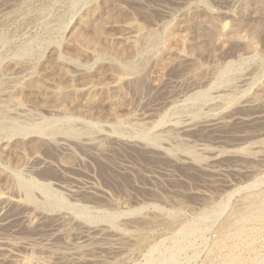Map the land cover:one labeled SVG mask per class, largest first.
I'll list each match as a JSON object with an SVG mask.
<instances>
[{
    "label": "rangeland",
    "instance_id": "obj_1",
    "mask_svg": "<svg viewBox=\"0 0 264 264\" xmlns=\"http://www.w3.org/2000/svg\"><path fill=\"white\" fill-rule=\"evenodd\" d=\"M103 1L97 0L96 2L98 3V2H103ZM105 1H104V3L106 4V6L107 5H109V6H107V7L104 6L105 8H102L101 10H99V12H97L96 18L100 15H103L100 12H103L105 9H107L109 12L107 13V11H104L103 13H105L106 15L104 14L103 17L100 16V18L98 17L97 19L100 20L101 18H103V19L105 18L103 21L109 22V24H111V26L113 24L114 25L120 24L118 26L113 25L112 27L107 26L108 28L104 29L105 32L109 33V37H111L114 34L119 35L121 33H124V29H122L123 28L122 25L125 24V22L126 23L131 22L133 24L135 23L141 27L143 25L144 28L146 27V29L152 28L153 30H158V31H161L163 26L164 27L167 26L165 24H168V26H170L169 24H173V23L174 24L172 26L181 25V26L176 27V30H179L185 24V19H187L186 23L192 19L193 20L196 19L200 23H202V20H204L203 23L206 21L205 24H208V25L210 24L209 25L210 27L212 25H215V24L217 25V23L220 24L222 22L221 24L225 25L227 28H230L233 30H235V29L241 30V31L245 30L243 32L247 31L246 33H249V32L252 33L256 26L259 27L257 29L259 31L256 30L255 31L256 33L255 32L253 33L254 34L253 35L254 40L252 41L253 47H255V49H256V55H255L256 58H253L252 60H249V61L248 60L240 61L238 56H240L242 52L240 50H238L236 47H234L231 44V42H229L226 38L222 37V40H221V37L216 36L217 37V39H216L215 35L214 34L212 35V32H210L209 30L205 31L206 30L205 29L204 31H202L201 32L202 36L199 34V36L204 40H202L198 36V34H196V33L188 34L190 38L187 36L188 37V39L186 41L187 44L188 45H193V44L199 45L201 47L202 52L199 55H197V60L198 59L200 60V61L198 60L199 65L192 70L178 71V70H174V69H172V70L166 69L162 75V79L166 84L161 88L162 90L160 89L155 93H152L149 90V87L144 88L143 91L139 95H136L131 89L123 88V90H121L122 100H120V103L118 106L116 104L113 105L115 107V109L117 110L116 111L117 114L122 115L121 117L126 116V115L131 113V115H133L134 119L136 121L138 120L137 122H141L142 120H145V122H147V121L148 122H151V121L154 122V120L157 121L158 118H161L163 116H165V119H166V121H168V123H170V121L172 120L171 117L173 118L172 121H176L177 118H178L177 121H184L185 116L180 115L181 116V118H180V116L177 115L179 113L176 114L175 113L176 110L174 108H172V106H174V105L177 106L180 103L181 99L178 97V94H179L178 92L181 90H185V87H187V85H189L188 83L190 82V80H192L195 83L202 82V83H200L201 86L206 85V81H208L210 78V71L209 70H211V68H214L217 70H222V69L226 68V66H228V64L235 65L234 67L241 66L242 69L246 72L253 71L254 69H260V68L264 69V42H263L264 41V28H263L264 27V25H263L264 24V14H263L264 8L260 9L259 7H256V5L255 6L253 5V7H252V5L250 4V6L252 8L251 11H249V12L245 11L243 9H244V5L248 2L247 0H245V1H243V0H217V1L216 0H148L145 2L146 4L144 3L142 5L133 3L132 1H129V0L128 1L127 0H112V1L111 0H105ZM111 2H113V3H111ZM199 2H200V4H199ZM83 3L85 4V6H87V4L89 3V0H55V1L54 0H0V71L2 73H4L7 70H10L14 66L15 62L18 60V58L20 56V58L23 59L20 61L25 63V66L27 67V68L25 67L26 71L22 72L23 74H21V73L19 74L20 77L24 78L26 75L31 73V76H33L39 80H43V81L46 80L45 82L50 83L51 80H53L54 78L51 75H50L51 77L50 76L47 77L46 75H49V74H45V70L42 69V67L45 68V66L47 65L46 63H48L50 61L49 59L53 53V52L51 53L50 50L53 48L51 50V51H53L54 46L55 47L59 46V45H61V43H62V45L59 47L60 52L63 54H66V55H68V54L71 55V54L76 53L77 50H79L81 47L84 48L85 47L84 44H81L79 42L75 43V41L70 40V37H68V36L71 34V31L72 32H74V31L79 32L81 30L80 33H82V32L85 33V34L82 33L83 37L84 36H85V38L88 37V39H90L92 37L91 36L92 35V33H91L92 29L91 28L81 29L78 25H76V22H75L76 19L79 18L84 13V10L86 7L83 6L84 5ZM71 5L74 7H72ZM197 5H199V6L201 5L204 8L206 7L205 10H207V13L199 12L197 9L198 8ZM41 6H42V9H41ZM124 7L126 8V10ZM64 8H66V9H64ZM110 8H112V9H110ZM257 9H260V10H257ZM41 10H43V11H41ZM111 10H113V11H111ZM137 12H139V13H137ZM109 13L112 14L113 19L111 16H109L110 15ZM123 13H124V16H123ZM186 14H188L189 16H187ZM107 15H108V18L110 17L109 21H107V17H105ZM257 16H261V17L259 18ZM61 17H63V18H61ZM67 17H69V19ZM117 17H118V19H117ZM131 18H133V19H131ZM251 18L256 23L253 22L251 20ZM180 19H184V22H183V20H180ZM261 20H263V21H261ZM62 21H63V25H64L63 28L64 29L62 31L59 28L62 31L61 32L57 27V22L61 23ZM135 21H137L138 23ZM175 21H176V23H175ZM177 21H178V24H177ZM179 21L181 22V24ZM70 22H72V23H70ZM261 23H262V25H261ZM67 25L70 28H67L68 27ZM250 25L251 26L253 25V27H252L253 29L251 28ZM65 26H67V27H65ZM247 27H249V28H247ZM260 27H262V28L260 29ZM65 28H66V31H65ZM107 33L105 34V37L106 36L108 37ZM206 34H207V36H206ZM86 35H89V36H86ZM208 36H210V37L208 38ZM204 37H207V38H204ZM199 39H200V41H199ZM4 40H5V42H4ZM65 40H67V41L65 42ZM214 40L216 43L214 42ZM63 42L65 43V45L63 44ZM68 42H71L72 45H70V43H68ZM201 42H205V43L201 44ZM76 44H78V45H76ZM79 45H80V48L78 47ZM224 45H225L226 49L223 47ZM104 46L109 48L105 42H103V43L101 42V44L99 45V47H101V48H104ZM70 47H71V49H70ZM212 47H214V49ZM19 50L20 51L22 50V51L20 52ZM25 51L27 52V55L29 53V55H28L29 57L26 56L27 59L25 58V55H22L23 54L22 52H25ZM219 51L221 53H219ZM36 53H38V54H36ZM22 56H24V57H22ZM41 56H42V58H41ZM44 56L48 62L46 61ZM207 56H208V58H207ZM241 56H243V55H241ZM14 57H15V59H14ZM16 57H18V58H16ZM227 59H228V61H227ZM45 61H46V63H45ZM203 62H205V63H203ZM210 63H212V64H210ZM34 65H36V66H34ZM43 65H45V66H43ZM105 65L106 64L104 62H102L100 64H96V65L91 67L92 69L90 71V74L92 72L93 76L91 74V77L93 80L95 78L96 81H99V82L103 81L102 83H105V84H107L109 82L108 78H109L110 73H112V71L107 65L106 66ZM217 65H218V67H217ZM214 66H216V67H214ZM170 71L171 72L173 71L174 73L171 74ZM2 73H0V74H2ZM199 73H201V74H199ZM99 74H101L100 75L101 77L99 76ZM262 76H263V78H261V81H263V83H264V75H261V77ZM149 77H151V76H149ZM184 77H185V81L190 77L186 83L183 80ZM81 83H82L81 81L74 82V84L77 86H79ZM7 86L8 85H5V87H7ZM202 88H205V86H203ZM130 95H132V96H130ZM137 96H139V97H137ZM31 98L32 97H30L28 94L21 96V100L23 99L22 101L25 103V106L27 107L28 110L31 108L34 112H37L38 115H41V116L43 115L44 117L46 116L45 118L53 117L54 119H58V120L64 119V116H62V115L58 116L57 114H54V113H52L53 115L47 113L48 110L51 109V107L52 108L55 107L53 104L49 103V101H46L44 103L45 105L43 104V107L40 105L39 106L35 105V107H32V104H30V102L32 100ZM177 101H179V102H177ZM75 104H66L65 105L66 109L69 105H72V106H69L67 109V112H69V114L74 113L77 110V104L76 105ZM73 105H75L76 107ZM113 106H112V108L111 107L110 108L113 109L114 108ZM173 109H174V111H173ZM109 110L110 109L107 105L101 106L100 104H96L91 109V115H89V116L88 115L87 116L86 115L85 116L84 115L78 116V118H80V119L82 118L81 120L84 119L83 121H85L89 118L85 122L89 121L88 123L94 124L95 126H93V127L89 126L88 127V126H83V125H76L75 127L78 129H82L83 131L88 130L89 133L93 136H95L97 134L105 135L106 133H108L111 130L112 127H114L112 129L114 132L110 131L109 135H112V136L116 135L117 137H119L118 139L125 141V142H129L128 139L132 140L133 133L128 132V131H132L130 127H134V126H125V127L124 126L123 127L122 126H118V127L106 126L107 125L106 123H108V116H107L108 114L107 113L110 112ZM166 110H167V112H166ZM45 111H46V113H45ZM128 111H130V113H128ZM171 111H173V113H174L173 115H172V113L169 114V112H171ZM105 113H106V115H105ZM167 113H168V115H167ZM241 113L243 114V116L245 113V116H246V114L249 112H244V113L241 112ZM241 113L236 112L237 118L243 117ZM146 114L148 115V117ZM238 114H239V116H238ZM170 115H171V117H170ZM56 116L58 118H56ZM145 117L148 119H143ZM183 117H184V120H183ZM235 117H236V115H235ZM96 122H97V124H96ZM239 123L240 122H236V125H235V122H232L231 126H225V127H221L219 129H216V130H211L212 132L210 130L209 131L208 130L202 131L203 133H201V131H197L196 135H192L188 138L189 141L187 139L188 147H190V145H191L190 148L194 147L195 149L194 148L193 149L196 152H198V154H200V155L204 154V156H203L204 158H208L207 156H210L209 161L208 160L203 161L204 164H202V161L199 162V164L198 163L195 164V162L192 161L194 164V165H192L191 160H189L188 158H185V157H184L185 158L184 159L182 157V159H183L182 164L172 165L169 163L168 160H166L164 158L157 157V156L152 155V154H149L148 152L143 151L139 147L138 148L137 147L116 148L115 146H113L111 144L112 141L106 140V139L103 140V138H100V143L102 144L104 149L107 150L106 158L104 157V160L93 158V156H90V154H88L87 152H84V151L79 150V149H75V151L73 150L75 152L74 154H73V151L71 152V154L70 153L69 154H62L60 152H58V153L55 151L52 152L50 150H47L46 148H42V150H39V157H40V159H42L41 160L42 162H45L46 165H48V166L50 165V166L44 167V168L40 169L38 172H34L30 168V170H27V172H25L23 174H24L25 178L31 177V178L37 179L38 181L49 183L51 185V189L53 190V192L56 194L59 193V195H61L62 197L65 196L66 198L65 197H63V198L67 202L72 203V204H80V205H83L85 207H88L87 208L88 214L92 215L93 217H101L104 215H109V213H112L111 215L116 216V218L120 217L119 219L117 218V220H118V223L120 224V226L122 225L121 229L125 228L126 230L125 229L124 230L126 232L129 231L128 233H132V234L135 233V235H133V241H132L133 243L132 242L129 243V245H130V247L128 246L129 249H127L128 247L126 245V247H124V250L121 251L122 253L124 251V253H123L124 255L122 253H120L115 257L113 255H109V254L102 253V252L98 253L97 251H95L92 248L93 243H89L87 245V251L83 252V254H82V258L85 260V262L82 264H118V263L121 264L122 262H125L124 264H143L146 261L145 259L150 255L149 250L151 248H157V249H159V251L161 250L160 253L159 252L156 253V256H158L160 254V259L161 260L163 259L162 261H158L160 264H166V262H167L166 258L171 253L177 254L176 255L177 256V258H176L177 264H199L200 262H201L200 264H214L216 259L219 256H221L222 254H224L226 251V249L220 248L218 246L216 247L215 244H213V243L219 242L218 241V235H216L217 234L216 227L218 225V222L217 223L210 222L211 223L210 224L209 221L207 223L202 218L198 219L199 216L202 217L203 215H206V214L211 215V213H213V211L215 210V208L218 205L221 206V204L223 205L224 203H226V204L228 203V206H227L228 208H226L227 210L224 211V214L221 216L222 218L220 217V219L218 220V221H221L223 219V217H225L229 214V213H227L228 209L231 210L232 206L236 205V203L238 204V202L241 199L244 191L247 189V187L249 185L253 184V182L255 183L257 181L255 184H261L262 183L261 184L262 188H260V190L264 189V182H262V181H264V156H263L264 155V142H263L264 141V122H260V123L254 122L252 124L250 123V125L248 124L247 126L243 123L242 124L241 123L239 124ZM148 127L149 126H146V128H148ZM121 130H122V132H121ZM211 133H213V134H211ZM0 138H1L0 139L1 142L4 141V140H2L3 139L2 136H0ZM256 141H257V143H258V141H260V143L262 142L263 145H261L262 143L261 144L259 143L260 145L257 144ZM258 145L261 147H258ZM209 147H210L212 152H210ZM111 148H113V149H111ZM212 148H213V150H212ZM203 149L206 150V151H204L205 153L203 152ZM235 149H238V150H235ZM242 149H249L253 154L255 153L254 154L255 157H254V155H251V157L253 156L254 158L253 157H252V159H251V157H250V159L245 158L246 159L245 160L243 157H239L240 155L239 156L233 155V154H235L234 152H236V151L239 152ZM54 152H55V154H53ZM202 152H203V154H202ZM207 152H209V153H207ZM259 152H261L262 154ZM206 153H207V155H206ZM19 154L17 155L18 157L15 155V159L13 158V160L10 159L12 157L9 154H7V160L5 159L6 156L0 155V178H2V180L0 182L1 183L0 194H2V193L5 194V193H8V191H9V188H7L8 185L6 183H2V182H5L7 179H9V178L5 179V177H7V175L9 177L11 174L6 169H4L6 162L12 161V163H13L12 165H14L16 163V160L18 159L17 165H19L21 162L23 164V162H25L29 157V152L22 151ZM56 154H57V156H56ZM54 155L56 157H54ZM70 156H72V157H70ZM261 156H263V157H261ZM211 157H212V160H211ZM60 158L62 160H60ZM55 159H58V160H55ZM217 159L220 161L217 162ZM74 160H76V161H74ZM184 161L186 164H184ZM110 162H113V163H110ZM205 162H207V164ZM255 162H257V163H255ZM213 163H214V166H213ZM231 163H232V165H231ZM259 163L262 165H260ZM59 164H61V166ZM200 164H202V165H200ZM62 165L64 168L62 167ZM103 165H105L106 167L105 166L103 167ZM198 165L200 168L202 166L203 167L201 169L199 168V170H198V168L196 167ZM257 165H258V167H257ZM15 166H16V164H15ZM33 166H35V165L33 163H31L30 167H33ZM59 167H61V168H59ZM167 167H168V169H167ZM104 168H105V170H104ZM83 172H84V174H83ZM97 174L98 175L100 174V176H98ZM189 175H190V177H189ZM196 183H197V185H196ZM2 185H5V186H2ZM240 186H243V187H240ZM108 187H109V189H108ZM225 187H226V189H225ZM69 191L75 192L76 194L79 192L81 195H79V193H78L77 197H74V199H73V197L70 198L71 192H69ZM235 191H237V192L235 193ZM65 192H67V193H65ZM196 192H197V195L195 194ZM226 193H228L229 195L232 194V197L229 200V202L227 201L228 194H226ZM194 194H195V196H194ZM224 194H226V195H224ZM12 195H14L15 198L17 197V195L15 193ZM84 195H85V197H84ZM91 196L93 197L92 198L93 200L92 199H90V200L86 199V198H90ZM125 197H127V198H125ZM172 197L176 198V199H173ZM97 199H98V201H97ZM229 203H230V205H229ZM155 205L157 206L158 209L156 207H154ZM142 206H144V207H142ZM134 207H136V208H134ZM133 209H136L137 211L134 210V212H133ZM144 209H145V213L143 212ZM102 210H103V212L101 213ZM130 210H132L131 212L133 214H131V212H129ZM154 210H156L158 213H156V211H154ZM202 210H204L206 213ZM105 211H107V212L105 213ZM123 212H124V214H122ZM229 212H231V211H229ZM126 213H128V214L126 215ZM95 214H97V215H95ZM129 214L135 215V216H129ZM152 214L155 216L157 215V217L159 216L158 217V219H159L158 223H156L152 226L149 225L150 227H148V225H145L146 227L137 225V223H139V221L142 217H145L146 215H152ZM142 215H144V216H142ZM136 216H140L139 219ZM136 218L138 219V221H135V220H137ZM132 219H133V222L135 221L134 224H132L133 228L129 227V222H132ZM170 219H171V221H170ZM196 219H198L197 222H196ZM201 219L204 221L202 222ZM200 220H201L202 224L200 223ZM187 223L188 224H194V226L197 227V229H199V230H197V233L194 236H190L187 238L185 237L186 239L183 237L184 238L183 239L180 236L178 237L177 235H174V233L176 234V228H177L176 226L179 227V224L180 225L181 224L186 225ZM20 224H21L20 222H16V223L9 225L11 227H9V226L4 227L5 229L0 228V240L1 239L4 241L5 240H9V241L15 240V241H22V242H26V243H28V242L32 243L33 242L32 246L34 247V252H33L35 254L34 256L36 258H38L40 261H45V263H47V264L48 263L49 264H73V262L75 264L77 263L76 260L73 259V256H69L70 252L73 253L74 244L76 245V243L78 241L77 237H75L74 230H71V233H68V236L65 235V237H63V240H62V238H59V237H55V238L51 237L52 233H54V229H53V227L50 226L49 222L43 223L37 231H35V232L32 231L31 233L29 230H27L25 228V226H23L22 224L20 225ZM195 224H197V225H195ZM135 227H137V228H135ZM245 229L247 230L248 235L246 238H248V239L244 238V241H241V240H237V239L233 238V239H230L231 241H228L227 244L230 245V244H235V243L237 244L238 243L237 245L239 247L237 246L235 252H236V254L243 257L244 263H241V264H248V263L250 264L251 261H254V260L256 261V259H261V258H259L261 256H262V258L264 257V219L260 220V221L253 220V221H250L249 223H246ZM248 230H250L252 234H249L250 231H248ZM198 232H199V234H198ZM214 233H216V234H214ZM213 236H215V237H213ZM153 238H154V240H153ZM17 239H19V240H17ZM160 241H161V243H160ZM179 241L182 242L183 244H185L186 246H184L182 243H179ZM2 242L3 241L0 242V247L2 246V248H3ZM78 242H80V240ZM245 242H247V243H245ZM177 243H178V245H177ZM242 243H243V245H242ZM34 244L37 246V248ZM160 244H162L161 247H160ZM167 244L169 247L167 246ZM246 244H249V245H246ZM155 245H157V246H155ZM48 246H49V248H52V249L49 250ZM179 246H182V249H181V251L179 250V252H177L178 251L177 249ZM54 247H56V248H54ZM88 248H90V249H88ZM41 249H42V251H39ZM53 249H55V251ZM221 250H223V251H221ZM56 251L59 253L63 252L65 254H67V256H61V255L56 256L57 254L51 256L52 253H54ZM125 251L127 253H125ZM162 252L163 253L166 252V253L163 254ZM167 252H169V254ZM208 252H209V254H208ZM211 252H213L214 256L212 255ZM44 253H46V254H44ZM90 253H92V254H90ZM162 255L164 256L163 258H161ZM45 256H48V257H45ZM124 256H125V258H122ZM128 256H130V257H128ZM153 256H155V254ZM210 256H213V257L211 258ZM87 257H89V258H87ZM207 257H209V258H207ZM126 258H128L129 260H127ZM203 258H204V260H203ZM205 258H206V260H205ZM60 259L62 261L64 260V262H62ZM58 260H60V261H58ZM66 260H68V261H66ZM71 260H72V262H71ZM189 260H190V262H189ZM79 264H81V263H79Z\"/></svg>",
    "mask_w": 264,
    "mask_h": 264
},
{
    "label": "bare ground",
    "instance_id": "obj_2",
    "mask_svg": "<svg viewBox=\"0 0 264 264\" xmlns=\"http://www.w3.org/2000/svg\"><path fill=\"white\" fill-rule=\"evenodd\" d=\"M96 1L95 0H89V3L87 4V6H85V4L83 3L84 4L83 6L86 7L84 10V13L79 18H77L75 21L76 25H78L81 29L91 28L92 29V32H91L92 37L90 39H88V37H86L87 38L86 39L85 36L83 37V35H82V33H84V32L80 33L81 30L80 31L78 30L79 32H77V31L72 32L71 30L74 27L70 30L71 34L69 33L70 35L68 36V37H70V40L75 41V43L79 42L81 44H84L85 47L80 48V45H79L78 47L80 49L77 50L76 53L71 54V55L70 54L66 55V54H63L60 52L59 47L62 45V43H61V45H59V46H56V47L54 46L53 51H51L53 48L50 50V52L51 53L53 52V53H52V56L50 57V59L48 58L50 60L49 62L47 61V59L44 56V58L46 59V61L48 63H46V61H45V63L47 65L46 66L43 65V66H45V68L42 67V69L45 70V74H49V75H46L47 77L51 75L54 78V79L52 78L53 80H51L49 78L51 80L50 83L45 82L46 80L45 81L39 80V79L31 76V73L26 75L24 78L20 77L19 74L20 73L23 74L22 72L26 71L25 63L20 61V60H23L22 58H20V56H19L20 59L18 57H16V58H18L19 61L17 60L14 64V66L10 70H7L4 73H2L0 71V73H2V74H0V136H2V138H3L2 140H4L2 142L0 141L1 142L0 143V155L6 156L5 159L7 160V154H9L12 157L10 159L13 160V158L15 159V155L17 156L20 152H22V151L29 152V157L25 162H23V164L21 162L19 165H17L18 159L16 160V163H15L16 166H15V164L12 165L13 164L12 161L11 162L7 161L5 164L4 169H6L11 174L9 177L6 174L7 177H5V179L6 178H9V179H7L5 182H2V183H6L8 185V186L7 185L6 186H7V188H9V191H8V193L0 194V228L7 227V226H9L13 223H16V222H20L31 233L32 231H34V232L37 231L43 223L49 222L50 226L53 227V229H54V233H52L51 237L52 238L59 237V238H62V240H63V237H65V235L68 236V233H71V230H74L75 237H77L78 241L80 240V242L77 241L76 245L74 244V251H73V253H71L69 251L70 252L69 256H73V259H75L78 264L79 263L82 264L85 262V260L82 258V254H83V252L87 251V245L89 243H93L92 248L95 251H97L98 253L102 252V253H106L109 255H113L115 257L118 254L122 253L121 251L124 250V247H126V245H127V247L128 246L130 247L129 243L133 241V235H135V233L134 234L128 233L129 232L128 230H127L128 232H126L125 231L126 229L124 228L125 226L123 227L125 230L121 229L122 225L120 226V224L118 223V220H117V218L119 219L120 217L116 218V216L111 215L112 213H109V215H104L101 217H93L92 215L88 214V210H87L88 207H85V206L80 205V204H72V203L67 202L63 198L65 196L62 197L61 195H59V193L56 194L53 192V190L51 189V185L49 183L41 182V181H38L37 179L31 178V177L25 178L23 173L27 172V170H30V168L32 171L38 172L40 169L48 166V165H46L45 162L41 161L42 159H40V157H39V150H42V148H46L47 150H50L52 152L55 151L57 153L60 152L62 154H69V153L71 154V152L73 150L75 151V149H79V150H82L84 152H87L88 154H90V156H93V158L104 160V157L106 158L107 150H105L104 147L102 146V144L100 143V138H103V140L106 139V140L112 141L111 144L113 146H115L116 148H124V147L125 148L126 147H129V148L130 147H137L138 148L139 147L140 149L148 152L149 154H152V155H155L157 157L164 158V159L168 160L169 163L172 165L182 164L183 163L182 157L188 158L189 160H191V162L192 161L195 162V164L196 163L199 164V162H201V161H202V164H204L203 161L204 160L209 161V157H210V156H207L208 158L203 157L204 156L203 152L206 150L203 149V152H202L203 155H200V154H198V152H196L194 150L195 149L194 147H193L194 148L193 149V148H190L191 145H190V147H188V145H187V142L189 141L188 138L192 135H196L197 131H201V133H203L202 131L216 130V129H219L221 127L231 126L232 122H235V125H236V122H240L241 124L243 123L246 126L248 124L250 125V123L252 124L254 122H258V123L264 122V83H263V81H261V78H263V76L261 77V75H264V73H263L264 69L260 68L261 70L260 69H254L253 71L246 72L242 69L241 66L234 67L235 65H230V64H228V66H226V68H224L222 70H217V69L210 67L211 68V70H209L210 71V78L208 81H206V85H203V86H205V88H202L203 86H201V84H200L202 82H198L199 83L198 84V83H195L192 80H190V82L188 83L189 85H187V87H185V90H181L178 92L179 93L178 97L181 99V101L177 106H175V105L172 106V108H174L176 110V112H175L176 114L179 113L177 115H179V116L184 115L185 116V120L183 117L184 121H177L178 118L176 119V121H172L173 118L170 115V117L172 119L171 120L172 122L170 121V123H168V121H166L165 116L158 118L157 121L154 120V122H152V121L151 122H148V121L145 122V120H142L141 122H137L138 120L136 121L134 119V117H133V115H131L130 111H128V113H130V114L121 117L122 115L117 114V112H116L117 110L115 109V107L113 105L116 104L118 106L120 103V100H122L121 90H123V88L131 89L136 95H139L143 91L144 88L149 87V90L152 93H155L158 90H160L166 84L162 79L163 72L166 69L167 70L168 69H171V70L174 69V70H178V71L192 70L199 65L200 60L199 59H198L199 61L197 60V55H199L202 52L201 47L199 45H194V44L188 45L186 42L188 37H189L188 34L196 33L199 36V34L201 35V32L204 31L205 29H206L205 31L209 30L210 32H212V35L213 34L215 35V37L216 36L221 37V40H222V37L226 38L229 42H231V44L234 47H236L238 50H240L242 52L241 55H243V56H241V55L238 56L240 61H246V60L249 61V60H252L253 58H256V56H255L256 55V49H255V47H253L252 41L254 40L253 39V37H254L253 33L259 27L256 26L252 33H250V32L246 33L247 31L243 32L245 30L241 31V30H236L235 28H234L235 30L227 28L225 25L221 24L222 22L220 24L217 23V25L214 23L215 25H212L210 27L209 26L210 24L209 25L205 24L206 21L203 23L204 20H202V23H200L196 19L195 20L192 19L186 23L187 19H185V24L179 30H176V27L181 26V25L172 26L174 24L173 23V24H169L170 26H168V24H165L167 26H165V27L163 26V28L160 26L162 29L160 28L161 31H158V30H153L152 28L146 29V27L144 28L143 25L141 27L135 23L134 24L131 22L126 23L124 21L125 24L122 25L123 28L121 27L122 29H124V33H121L119 35H115V34L112 35L111 34L112 36L109 37V33L105 32L104 29L108 28L107 26H111V24H109V22L103 21L105 18L104 19L101 18L102 20L97 19L98 17L100 18V16L103 17V15L105 14V13H103L104 11H107V13L109 11L107 9H105L103 12H100L103 15H100L96 18L97 12H99V10H101L102 8H105L104 6H106V4L104 3L105 0L104 1L102 0L103 2H98V3ZM129 1H132L133 3L139 4V5H142L148 0H129ZM243 1H245V0H243ZM247 1L248 2L244 5V9H243L245 11H248V12L251 11L252 8H251L250 4L252 5V7H253V5L254 6L256 5V7H259L260 9L264 8V0H247ZM111 3H113V2H111ZM199 4H200V2H199ZM201 5L200 6L197 5L198 8L197 7L196 8L198 9V11L202 12V13H207V10H205L206 7L204 8ZM107 6H109V5H107ZM72 7H74V6H72ZM66 8H64V9H66ZM41 9H42V6H41ZM110 9H112V8H110ZM260 9H257V10H260ZM125 10H126V8H125ZM41 11H43V10H41ZM111 11H113V10H111ZM137 13H139V12H137ZM186 15L189 16L188 14H186ZM109 16L112 17V14H110ZM123 16H124V13H123ZM105 17H107V21H109L110 17L108 18V15ZM257 17L260 18L261 16H257ZM61 18H63V17H61ZM67 18L69 19V17H67ZM112 19H113V17H112ZM117 19H118V17H117ZM131 19H133V18H131ZM180 20H183V22H184V19H180ZM251 20H252V18H251ZM261 21H263V20H261ZM135 22H137V21H135ZM253 22H255V21H253ZM70 23H72V22H70ZM175 23H176V21H175ZM177 24H178V21H177ZM180 24H181V22H180ZM115 25H117V24H115ZM118 25H120V24H118ZM261 25H262V23H261ZM67 26H65V27H67ZM57 27H58V29L60 28L63 31V29H64L63 28L64 27L63 21L61 23L57 22ZM252 27H253V25L251 26V28ZM67 28H70V27L68 26ZM247 28H249V27H247ZM261 28L262 27H260V29ZM65 31H66V28H65ZM257 31H259V30H257ZM106 33L108 34V37L107 36L105 37ZM86 36H89V35H86ZM206 36H207V34H206ZM209 37L210 36H208V38ZM217 37H216V39H217ZM204 38H207V37H204ZM202 40H204V39H202ZM66 41L67 40H65V42ZM199 41H200V39H199ZM4 42H5V40H4ZM71 42H68V43H70V45H72ZM101 42L102 43L105 42L109 48H107L105 46H104V48L99 47ZM214 42H215V40H214ZM202 43H205V42H201V44ZM63 44L65 45L64 42H63ZM76 45H78V44H76ZM223 47L225 48V45ZM212 48L214 49V47H212ZM70 49H71V47H70ZM220 51H219V53H221ZM22 53H23L22 55H25V58H26V56L29 57L28 56L29 53L27 55L26 51L22 52ZM36 54H38V53H36ZM22 57H24V56H22ZM41 58H42V56H41ZM207 58H208V56H207ZM14 59H15V57H14ZM227 61H228V59H227ZM102 62H104L112 71V73H110V75H109V78H108L109 82L107 84L102 83L103 81L102 82L96 81L94 77H93L94 78V80H93L91 77L92 72L90 74V71L92 69L91 67L96 65V64H100ZM203 63H205V62H203ZM210 64H212V63H210ZM36 65H34V66H36ZM214 67H216V66H214ZM217 67H218V65H217ZM173 71L172 72L170 71L171 74L174 73ZM199 74H201V73H199ZM100 75L101 74H99V76ZM92 76H93V74H92ZM149 76H151V77H149ZM183 80L185 81V77L183 78ZM187 80L185 81V83L187 82ZM76 81H81L82 83L79 86H77L74 84V82H76ZM5 85H8V86L5 87ZM27 94L30 97H32L31 99L33 101L32 100H31V102L29 101L30 104H32V107H35V105L36 106L40 105L43 107V104L46 101H49V103L53 104L55 107H53V108L51 107V109H49L47 113L48 114L54 113V114H57L58 116L62 115V116H64V119L58 120V119H54L53 117L45 118L46 116L44 117L43 115L42 116L38 115L37 112H34L30 107H29L30 109L28 110L27 107L25 106V103L22 101L23 99L21 100V96L27 95ZM130 96H132V95H130ZM137 97H139V96H137ZM177 102H179V101H177ZM75 103L77 104V110L74 113L69 114V112H67V109L69 106H72V105H69L67 107V109H66L65 105L66 104H75ZM96 104H100L101 106L107 105L110 109L109 110L110 112L107 113L108 114L107 115L108 116V123H106L107 124L106 126H108V127L109 126H116V127H118V126H122V127L123 126L124 127L125 126H134V127H130L132 131H128V132L133 133L132 140L128 139L129 142H125V141L118 139L119 137H117L116 135H115L116 137L109 135V132L110 131L112 132L113 131L112 129L114 127H112L108 133L105 132L106 133L105 135L97 134L95 136L91 135L88 130L83 131L82 129L76 128L75 127L76 125H83V126H88V127L89 126L90 127L95 126L94 124L88 123L89 121L85 122L89 118L87 120L83 121L84 119L81 120L82 118L80 119V118H78V116H80V115H84V116L85 115L86 116L91 115V109ZM75 105H73V106H75ZM112 106L114 107L113 109H111ZM174 109H173V111H174ZM173 111L169 112V114L172 113V115H173L174 114ZM166 112H167V110H166ZM236 112H240V113L241 112H243V113L249 112V113H247L246 116H245V113H244V116L241 113L243 117L240 116L241 118H237ZM45 113H46V111H45ZM105 115H106V113H105ZM167 115H168V113H167ZM235 115H236V117H235ZM181 116H180V118H181ZM238 116H239V114H238ZM147 117H148V115H147ZM56 118H58V117L56 116ZM143 119H148V118L145 117ZM96 124H97V122H96ZM146 126H149V127L146 128ZM121 132H122V130H121ZM213 133H211V134H213ZM187 139H188V141H187ZM256 143H257V141H256ZM259 143H260V141H258L257 144H259ZM259 145H258V147H261ZM261 145H263V143ZM111 149H113V148H111ZM209 149H210V147H209ZM212 150H213V148H212ZM235 150H238V149H235ZM74 151H73V154L75 153ZM55 152L53 154H55ZM210 152H212L211 149H210ZM207 153H209V152H207ZM207 153H206V155H207ZM234 153H235V154H233L234 156L240 155L239 157H243L244 159L245 158L250 159L251 155L255 154V153L253 154L249 149H242L239 152L236 151ZM259 153H261V152H259ZM56 156H57V154H56ZM56 156L54 155V157H56ZM263 156H261V157H263ZM70 157H72V156H70ZM252 157H251V159H252ZM254 157H255V155H254ZM55 160H58V159H55ZM60 160H62V159L60 158ZM211 160H212V157H211ZM74 161H76V160H74ZM218 161H220V160L217 159V162ZM193 162H192V165H194ZM31 163H33L35 166L30 167ZM110 163H113V162H110ZM205 163L207 164V162H205ZM255 163H257V162H255ZM184 164H186L185 161H184ZM202 164H200V165H202ZM59 165L61 166V164H59ZM231 165H232V163H231ZM260 165H262V164H260ZM104 166L105 165H103V167ZM213 166H214V163H213ZM62 167H63V165H62ZM196 167L199 170V168H200L199 165ZM257 167H258V165H257ZM59 168H61V167H59ZM167 169H168V167H167ZM104 170H105V168H104ZM83 174H84V172H83ZM98 176H100V174ZM189 177H190V175H189ZM1 180H2V178H0V182H1ZM262 182H264V181H262ZM255 183L254 182H253V184L250 183L251 185H249L247 187V189L244 191V193H243L241 199L239 200L238 204L236 203V205L232 206L231 210L228 209L227 213H229V214L228 215L226 214L227 216L224 215L225 217H223V219L221 221H218V220L224 214V211L227 210L226 208H228L227 207L228 203L227 204L224 203L223 205L221 204V206L218 205L215 208V210L213 209L214 211H213V213H211V215L206 214V215H203L202 217H200L198 215L199 216L198 219L202 218L207 223H208V221H209V223L210 222H212V223L218 222V225L216 224L217 225V227H216L217 234L216 233H214V234L218 235V241L219 242H216L213 244H215L216 247L218 246L220 248L226 249V251L224 254H222L221 256H219L216 259V261H215L216 264H241V263H244L243 257L236 254V252H235L236 248L238 246L237 245L238 243L228 245L227 242L231 241L230 239H233V238L237 239V240L244 241V238H246L248 235L247 230L245 229V224L249 223L250 221H253V220L260 221V220L264 219V189L260 190V188H262L261 187L262 183L261 184H255ZM196 185H197V183H196ZM0 186H1V183H0ZM2 186H5V185H2ZM109 187H108V189H109ZM240 187H243V186H240ZM225 189H226V187H225ZM237 191H235V193ZM10 192L12 194L15 193L17 195V197L15 198L14 195H12ZM69 192H71V191H69ZM65 193H67V192H65ZM78 193L76 194L75 192H71V194H70L71 197L69 195L68 196L70 198L73 197V199H74V197H77ZM195 194L197 195V192ZM195 194H194V196H195ZM226 194H228V193H226ZM226 194H224V195H226ZM79 195H81V194L79 193ZM84 197H85V195H84ZM127 197H125V198H127ZM231 197H232V194L231 195L228 194V196H227L228 202L231 199ZM92 198L93 197L91 196L90 198H86V199L90 200ZM173 199H176V198H173ZM97 201H98V199H97ZM229 205H230V203H229ZM142 207H144V206H142ZM154 207L157 208L156 205ZM134 208H136V207H134ZM145 209L143 210L144 213H145ZM134 210L137 211L136 209H133V212H134ZM156 210H154V211H156ZM131 211L132 210H130L129 212H131ZM157 211H156V213H158ZM202 211H204V210H202ZM229 211H231V212H229ZM102 212H103V210L101 211V213ZM106 212L107 211H105V213ZM122 214H124V212ZM127 214L128 213H126V215ZM131 214H133V213L131 212ZM131 214H129V216H135V215H131ZM95 215H97V214H95ZM142 216H144V215H142ZM136 217H138V219H139L140 216H136ZM158 217H157V215L155 216L153 214L152 215H146L145 217H142L140 219V221H139V223H137V225L143 226V227L145 225H148V227H150L149 225L152 226V225L158 223V221H159ZM133 219H132V222H133ZM138 219L135 221H138ZM198 219H196V222ZM201 220H200V223H201ZM204 220H202V222ZM170 221H171V219H170ZM132 222H129V227L133 228L132 224H134V222L133 223ZM195 225H197V224H195ZM9 227H11V226H9ZM176 227H177L176 228V234L174 233V235H177L178 237L180 236L182 238L194 236L197 233V230H199V229H197V227L194 226V224H188V223L186 225H183V224L180 225L179 224V227L178 226H176ZM135 228H137V227H135ZM248 231H250V230H248ZM198 234H199V232H198ZM249 234H252L251 231ZM213 237H215V236H213ZM246 239H248V238H246ZM17 240H19V239H17ZM153 240H154V238H153ZM1 241H3L2 242L3 248H2V246L0 247V264H47V263H45V261H40L38 258H36L34 256L35 255L33 253L34 247L32 246L33 242L32 243L31 242L26 243V242L15 241V240H13V241L5 240L4 241L2 239L0 240V242ZM161 241H160V243H161ZM179 243H182V242L179 241ZM245 243H247V242H245ZM161 245L162 244H160V247H161ZM177 245H178V243H177ZM183 245L186 246L185 244H183ZM242 245H243V243H242ZM246 245H249V244H246ZM155 246H157V245H155ZM167 246H168V244H167ZM129 247L127 249H129ZM36 248H37V246H36ZM48 248H49V246H48ZM54 248H56V247H54ZM51 249L52 248H49V250H51ZM88 249H90V248H88ZM181 249H182V246H179L177 249L178 250L177 252H179V250L181 251ZM53 250L55 251V249H53ZM39 251H42V249ZM160 251L157 248H151L149 250L150 255L145 259L146 261L143 264H160L158 261H162L163 259L162 260L160 259V254L159 255L157 254L158 256H156V253L157 252L160 253ZM221 251H223V250H221ZM169 252H167V253L169 254ZM123 253H124V251H123ZM125 253H127V252L125 251ZM164 253H166V252H164ZM211 253L213 255V252H211ZM44 254H46V253H44ZM90 254H92V253H90ZM154 254H155V256H153ZM208 254H209V252H208ZM53 255L67 256V254H65L63 252L59 253L57 251L52 253L51 256H53ZM176 255L177 254H175V253L169 254L168 257L166 258L167 259L166 264H177L176 263V258H177ZM48 256H45V257H48ZM130 256H128V257H130ZM213 256H210V257L212 258ZM89 257H87V258H89ZM163 257L164 256L162 255L161 258H163ZM122 258H125V256ZM207 258H209V257H207ZM259 258H261V259H256V261L254 260L251 262L249 260L248 261L250 262V264H264V257L262 258V256H261ZM126 259L129 260L128 258H126ZM60 260H58V261H60ZM203 260H204V258H203ZM205 260H206V258H205ZM66 261H68V260H66ZM62 262H64V260ZM71 262H72V260H71ZM189 262H190V260H189ZM124 263L125 262H122L121 264H124ZM73 264H75V263L73 262Z\"/></svg>",
    "mask_w": 264,
    "mask_h": 264
}]
</instances>
